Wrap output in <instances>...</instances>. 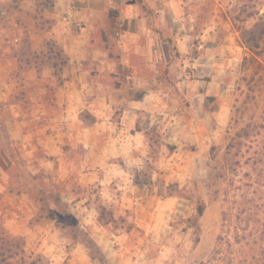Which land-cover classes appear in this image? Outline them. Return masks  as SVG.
Wrapping results in <instances>:
<instances>
[{
	"label": "rangeland",
	"instance_id": "374dc122",
	"mask_svg": "<svg viewBox=\"0 0 264 264\" xmlns=\"http://www.w3.org/2000/svg\"><path fill=\"white\" fill-rule=\"evenodd\" d=\"M127 1L153 30V65L144 52L133 58V40H125L134 71L84 79L100 86L72 117L89 130L87 145L46 141L54 126L73 131L51 71L20 69L13 78L0 49V228L23 236L32 259L101 264L62 227L50 198L47 219L30 224L33 193L52 192L108 264H264V129L242 135L251 117L259 121L264 88L233 109L247 52L236 26L264 18V0ZM243 8L254 14L234 23ZM1 16L5 27L10 19ZM96 196L116 223L97 222Z\"/></svg>",
	"mask_w": 264,
	"mask_h": 264
},
{
	"label": "crops",
	"instance_id": "0c3cea01",
	"mask_svg": "<svg viewBox=\"0 0 264 264\" xmlns=\"http://www.w3.org/2000/svg\"><path fill=\"white\" fill-rule=\"evenodd\" d=\"M11 2L12 0H0V18L4 15L6 19H10L5 27L0 23V49L3 48V51L8 53L3 61L9 63V72L12 74L17 68V58L9 55L13 48L5 45L6 42L12 41L11 34L14 35L12 41L14 49H18L22 44L18 36L26 34L30 39L29 44L37 51L42 47L37 43L44 37L52 38L59 43L70 57L69 66L63 71L67 79L57 87L55 96V101L65 103L66 109L69 110L66 119L72 120L74 111L82 105L83 95L100 87L85 82L90 75L92 77V73L100 77L107 71L129 74L136 69L130 65L133 60L127 54L129 44H125V40H133L130 45L137 53L133 58L142 56L144 52L146 66L153 65V30L149 27L148 18L143 16L137 6L130 5L127 0H56L53 11L48 14L55 24L44 37L34 23L35 2L21 0L16 7H10L8 10ZM24 16L28 17L27 23ZM110 45L117 46L120 50L119 55L109 54L107 49ZM139 60L142 62L141 59ZM28 73L33 75L35 69L28 70ZM76 121L77 119L73 118L71 123H66L73 131H69L67 127L63 129L60 125L54 126L53 131L46 135V141H53L54 144L69 143L73 147L78 144L87 145L89 130ZM21 136H23L22 131L18 137ZM114 140L115 138L109 139V143ZM104 149L106 153L111 148L106 145Z\"/></svg>",
	"mask_w": 264,
	"mask_h": 264
},
{
	"label": "trees",
	"instance_id": "16d2710c",
	"mask_svg": "<svg viewBox=\"0 0 264 264\" xmlns=\"http://www.w3.org/2000/svg\"><path fill=\"white\" fill-rule=\"evenodd\" d=\"M19 1L21 0H12L11 4L8 5V10H10V7H16ZM33 1L35 2V12L33 13L35 26L41 34L46 33L55 24V21L49 18L48 14L53 11L56 0ZM245 11L244 8L239 9V13L232 17L233 22L237 23L236 21H238L240 23L245 17L254 14L251 10ZM242 13L244 17L240 19ZM236 27L239 31L240 42L247 49L240 63V72L236 79L234 90L236 98L233 109L238 114L242 108L245 109L246 105L255 100V93L260 92V88H264V18H260L249 28H245L239 24ZM21 42V46L15 49L14 56L17 58V68L12 71L11 76L13 78L16 77L15 75L20 69H35L36 73L40 74L43 68H48L55 80L56 87L61 86L67 79L63 75V71L70 63V57L63 47L52 38H43L42 47L38 51L32 48L27 39ZM258 59H262L263 64L259 63ZM240 96L243 99L241 105H238ZM208 98L210 99V97ZM258 117H260L258 118V122L254 117H251L252 119L246 124V127L242 128L245 131L242 135L245 137L253 136L252 133L258 135L259 131L257 132V130L264 129V107ZM238 136L241 137L240 135ZM49 198L58 207L61 214L62 227L67 228L68 232L72 235V239L75 242H83L91 252L92 257L98 259L101 264H108L99 246L85 229L79 228L78 223L71 218V214L64 209L65 204L57 194H53L52 192L45 194L44 191L33 193V200L37 211L33 215L30 224H41L47 219L49 211L47 199ZM94 208L97 213V222L100 225L106 226L116 223L113 211L97 196L94 198ZM121 219L123 220L122 217ZM14 258L19 261V264H47L41 258L32 259L30 255L26 254L23 236L10 235L0 228V264H7L9 259Z\"/></svg>",
	"mask_w": 264,
	"mask_h": 264
}]
</instances>
